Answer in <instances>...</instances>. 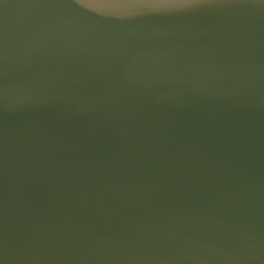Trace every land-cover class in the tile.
Here are the masks:
<instances>
[{"label": "water", "instance_id": "obj_1", "mask_svg": "<svg viewBox=\"0 0 264 264\" xmlns=\"http://www.w3.org/2000/svg\"><path fill=\"white\" fill-rule=\"evenodd\" d=\"M0 264H264V0H0Z\"/></svg>", "mask_w": 264, "mask_h": 264}]
</instances>
